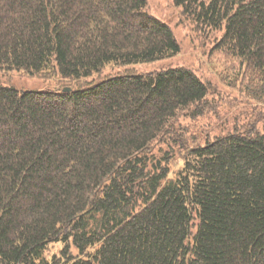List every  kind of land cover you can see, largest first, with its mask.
<instances>
[{"label":"trees","instance_id":"16d2710c","mask_svg":"<svg viewBox=\"0 0 264 264\" xmlns=\"http://www.w3.org/2000/svg\"><path fill=\"white\" fill-rule=\"evenodd\" d=\"M173 3L264 101V0ZM181 49L148 0H0V70L78 82H0V264H264V133L193 131L190 67L101 76Z\"/></svg>","mask_w":264,"mask_h":264},{"label":"rangeland","instance_id":"374dc122","mask_svg":"<svg viewBox=\"0 0 264 264\" xmlns=\"http://www.w3.org/2000/svg\"><path fill=\"white\" fill-rule=\"evenodd\" d=\"M148 11L172 25L181 44V52L174 57L154 63H142L130 66H108L101 76L126 72H147L170 66H187L194 69L202 78L211 81L206 115L198 118L192 126L193 131L210 132L212 136L230 130H257L264 133V101L258 100L252 91L245 88L239 62L215 48V41L220 32L207 35L194 29L189 20L181 14V8L173 0H148ZM98 77V76H97ZM82 80L80 83L92 81ZM0 82L14 84L23 89H47L75 87L78 82L46 80L41 77H29L20 72H3L0 70ZM247 82V81H245ZM232 83H237L233 86ZM79 86V85H77ZM185 120V123H189ZM62 245L51 244L47 255L60 251Z\"/></svg>","mask_w":264,"mask_h":264},{"label":"water","instance_id":"95a60500","mask_svg":"<svg viewBox=\"0 0 264 264\" xmlns=\"http://www.w3.org/2000/svg\"><path fill=\"white\" fill-rule=\"evenodd\" d=\"M69 89V88H68Z\"/></svg>","mask_w":264,"mask_h":264}]
</instances>
